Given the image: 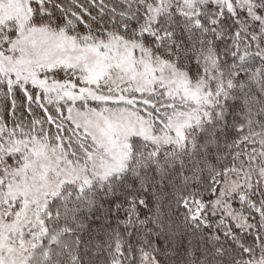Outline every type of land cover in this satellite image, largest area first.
Masks as SVG:
<instances>
[{"label":"snow or ice","instance_id":"6c2138e0","mask_svg":"<svg viewBox=\"0 0 264 264\" xmlns=\"http://www.w3.org/2000/svg\"><path fill=\"white\" fill-rule=\"evenodd\" d=\"M0 264H264V0H0Z\"/></svg>","mask_w":264,"mask_h":264}]
</instances>
